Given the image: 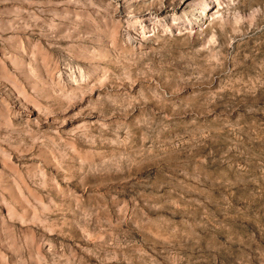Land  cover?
<instances>
[{
    "label": "rangeland",
    "instance_id": "rangeland-1",
    "mask_svg": "<svg viewBox=\"0 0 264 264\" xmlns=\"http://www.w3.org/2000/svg\"><path fill=\"white\" fill-rule=\"evenodd\" d=\"M0 264H264V0H0Z\"/></svg>",
    "mask_w": 264,
    "mask_h": 264
}]
</instances>
